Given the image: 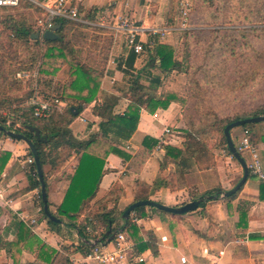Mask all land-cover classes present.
<instances>
[{"label":"crops","instance_id":"0c3cea01","mask_svg":"<svg viewBox=\"0 0 264 264\" xmlns=\"http://www.w3.org/2000/svg\"><path fill=\"white\" fill-rule=\"evenodd\" d=\"M56 1L49 0V3ZM79 22L95 25L81 18V15ZM135 22L143 27L141 39L144 44L174 46L164 41L183 29L167 25L152 26L148 18L140 24L138 17ZM154 29L168 33L162 39L160 35L152 34ZM111 31L112 46L106 64L100 70L103 77L99 97L97 101L84 103L82 113L70 125L78 141L89 140L100 132L101 119L94 115L93 109L102 101L105 93L119 98L114 108L115 115H123L130 105V100L124 96L128 84L123 73L130 51L124 34L114 28ZM141 69L138 57L134 64L135 74L139 75ZM59 93L64 94L63 89ZM58 104L60 111L68 105L59 100ZM182 112V106L176 102L155 113L142 109L137 131L129 140L114 145L101 137L98 150H95L96 145L88 150L104 161V171L96 195L86 201V207L76 219L78 223L89 217L88 207L103 205L123 211L141 195H149V200L172 207L190 202L195 194L189 185L174 191L161 186L153 192L155 183L174 174L175 168L170 164L161 171L160 165L165 157L163 148L159 150L157 145L150 150L145 146L147 139L159 142L163 139L164 145L181 147L186 129ZM167 129L170 131L168 134ZM244 131L243 128L233 130L231 136L236 146ZM250 133L264 171V122L254 124ZM30 152L24 141L6 134L0 135V264H98L89 257V251H82L77 231L68 229L67 218L64 217L60 223L61 233L48 223L41 188L35 184L36 175L29 163L32 158ZM60 157L55 166L48 164L43 167L49 210L56 217L78 170L82 154L72 151L71 155L62 153ZM228 160L232 163L231 168L218 163L216 174L208 176L216 181L213 189L220 188L224 193L233 189L244 175L238 162H234L232 157H227L226 163ZM115 188V194L109 195ZM224 193L184 215H161L151 212L149 207H146L145 218L140 219L132 213L130 219L138 226L143 240L147 241L149 234L154 236L158 254L153 255L151 250H145L135 255L142 257L143 262L130 257L128 264H264V182L249 172L246 184L233 198L221 197ZM113 245L114 240L109 244L104 241L98 246L111 251Z\"/></svg>","mask_w":264,"mask_h":264},{"label":"rangeland","instance_id":"374dc122","mask_svg":"<svg viewBox=\"0 0 264 264\" xmlns=\"http://www.w3.org/2000/svg\"><path fill=\"white\" fill-rule=\"evenodd\" d=\"M182 1H187L191 6L186 17L181 13ZM38 2L41 5L22 0L18 6L0 8V34H6L3 31L7 29L8 24H12L22 26L35 35L41 34L39 39H31L29 46H35V40H43L42 32L49 21V15L42 4H47L49 0ZM65 2H68V7L78 9L81 18L95 24L94 27L90 26L94 29H80L79 32L76 31L77 26L71 24V30L64 31V36L72 42L71 47L66 48V52L70 59L76 54L77 60L87 62L96 70L104 67L101 64L102 55L95 56L96 53H100V48L96 47H101L105 38H112L111 30L121 16L133 18V21H137L139 17L140 24L148 18L152 26L183 27L167 40H162L174 45L175 58L178 62L177 69L167 77L164 76L166 77L164 88L168 92H177L185 101L188 99L185 118L189 120L191 117L195 131L212 130L205 138L212 149L210 158L204 165L206 169H199L196 166L195 171L187 177V182L196 196L213 189L216 181L214 178L209 179L208 176L216 174L218 163L228 168L232 167L230 159L226 163V158L231 156L222 144L221 134L214 133L216 128H220L228 119L247 117L264 108V31L251 30L250 22L254 18L249 16L248 9L241 10L238 7V0H65ZM29 4L34 7L28 8ZM48 4L55 6L53 3ZM90 13L93 14L94 20L87 19L86 16ZM95 27H102L104 31H97ZM107 27L112 29L109 30ZM78 34L79 39L76 40ZM1 40L8 44L4 36ZM14 43L18 45L16 47L18 51L6 49L0 54V61L5 62L4 66L0 65L1 114L10 113L7 111L8 106L9 109H14L24 102L23 106L28 105V101L35 93L42 99L53 101L54 97L59 96L56 94L58 87H63L67 83L72 72L63 61L49 57L45 60L38 55H44L46 50L55 46L64 47L67 42L59 45L43 43L30 51H24L25 47L19 40ZM153 46L151 50H154ZM34 51L38 52L37 55L33 53ZM51 53L56 52L53 49ZM150 56L152 53L148 51L140 54L141 68L147 67ZM19 69L26 70L25 72L31 76L30 80L19 79L18 74L24 72ZM12 70L15 74H10ZM153 72L161 74L159 69H153ZM242 156L246 157L245 154ZM100 209L101 206L88 207L87 215H95ZM101 230L99 227L98 234Z\"/></svg>","mask_w":264,"mask_h":264},{"label":"trees","instance_id":"16d2710c","mask_svg":"<svg viewBox=\"0 0 264 264\" xmlns=\"http://www.w3.org/2000/svg\"><path fill=\"white\" fill-rule=\"evenodd\" d=\"M238 3V7L241 10L247 8L249 16H253L254 18V20L250 22V25H252L251 30L264 31V0H238ZM33 7L34 5H28V8ZM86 17L89 20H94V16L91 13ZM53 24L55 26H61L57 31L59 38L53 41L44 39L35 40V46L32 47L29 46L32 36L35 35L32 31L19 25L8 24V26H6L7 29L3 31L6 34H0V40L2 36H4L8 42V44H5L1 40L2 43H0V45L2 44V46H0V54L6 49H12L14 52L18 51V48H16L18 45L14 43L18 40L22 46L25 47L24 51L37 49L43 43L47 45H59L67 42L64 47L55 46L52 47V49L49 48L50 50H46L45 54L42 56L41 54H38L40 58H44L45 60H47L48 57L55 60L57 59V61L61 60L72 69L69 77L70 80H68L66 85L63 87H58L56 94L59 96L54 98L55 101L59 100L67 102V107L62 111L54 109L47 118H37L34 116L31 106H23L25 102L23 104H19L14 109H9L8 106L7 111L10 113H0V125L7 130L23 134L28 139L32 140L39 153L43 167L48 164L55 166L56 161L61 158L60 156L62 153H67V156L71 155L72 151H75L77 154H82L78 170L72 179V183L65 200L59 208V216L57 215V218L61 221L64 220V217L67 218V226L70 231H77L80 239L79 246L82 251H89L90 253L93 248L91 246L92 241L99 239V236L100 238H104V241L106 242L114 233L123 231L129 236L134 244V255L141 254L145 250H151L153 255H157L158 250L154 236L149 234V239L144 241L140 236L138 226L133 223L130 218L129 220L123 219V214L128 207L123 211H119L116 208H109L107 206L100 205L101 209L95 215H89V217L81 223H78L76 219L79 218V214L82 209L86 207V201L95 197L104 171V161L97 158L93 154H90L88 150L95 145V150H98L99 146L97 145L101 143V137L104 139L106 138L107 142L110 141L111 144L114 145L129 140L137 131L142 109L149 113H155L158 109H167L172 102L179 103V105H181L184 109L183 120L186 125V129L184 130V142L181 147L172 145L162 146L165 152V157L161 162L160 169L161 171H164L170 164H173L175 168L174 174L156 182L153 187V192L161 186L173 191L178 188L186 187L188 186L187 177L195 171L196 166H198L199 169H206V166L204 167V165L205 162H208L207 160L210 158V151H212V149L208 146L205 138L212 130H206L203 132L195 131L191 117L189 120L188 118H185V110L187 108L188 99L185 101V99L179 94L168 92L164 88V81L166 77L178 67V62L175 58V47L169 44H155L153 46L154 50H151L152 48L149 43L144 44V51L152 53V56L148 59L147 67L139 71V75H136L134 72V64L140 55H137L134 52H129L126 60L127 68L124 69L125 71L123 72L128 84L124 93V96L130 100L128 109L123 115H115L114 108L117 105L119 98L115 95L105 93L102 97V101H99L93 109L94 115L101 119L100 132L92 135L89 140L78 141L74 138L70 125L82 113V106L84 103L89 104L97 101L99 97L98 93L100 81L103 75L100 70L94 69L92 65L87 64V62H80V60H77L78 58L76 54L72 59L69 58L66 48L71 47L70 43L72 42L67 40L64 36V31L71 30V24L77 26L76 31L78 32L81 31L80 29L87 30L94 28L64 18H55L53 20ZM95 30L103 31V29L96 27ZM79 35L80 34H78V38L76 40L79 39ZM99 39L102 40L100 37ZM111 46L112 39L105 38L103 40V45L101 47H96L100 48V53H96L95 56L102 55V66H105L106 64ZM53 49L56 53H51L53 52ZM33 53L37 55L38 52L34 51ZM11 54H13V52ZM3 64H5V62L0 61V65L4 66ZM2 66H0V70H2ZM121 69L122 68H120V70ZM153 69H159L161 74H155ZM19 71L25 72L26 70L19 69ZM11 73H14V70H12L10 74ZM62 89L64 94L59 93ZM73 107L75 108L74 111L72 110ZM76 110L78 111V115H75ZM260 116H264V108L247 117L228 119L222 123L220 128H216L214 133L221 134L222 144L233 160L236 161L228 149L224 134L225 128L233 122ZM215 126L216 125H211V127ZM253 126L254 124H250L239 128L250 130ZM29 127L38 128L41 131L42 136H47V142H38L35 134L29 130ZM233 130H231V135ZM3 134V132H0V135ZM158 144L159 141L157 140H145V146L150 150ZM113 151H115V148H113ZM30 155L33 159L31 152ZM32 170L36 175L35 184L38 188H41L35 162L32 164ZM116 190V188L113 189L109 195L115 194ZM145 190L148 192L147 188H145ZM222 193L224 192L220 188L211 189L202 196H191L190 202L205 196L218 198ZM147 200H149V195H141L136 198L135 202ZM201 206H204V203H202L200 207ZM146 209V207H140L133 213L138 218L142 219L147 217ZM148 209L153 213H159L161 215H174L158 211L155 208L149 207ZM45 217L47 218L46 215ZM47 220L53 228H56V230L61 233L60 223H55L49 220V218H47ZM99 227L102 228L100 234H98L97 231ZM110 230L111 234L106 236L107 232Z\"/></svg>","mask_w":264,"mask_h":264},{"label":"built area","instance_id":"2783aa9c","mask_svg":"<svg viewBox=\"0 0 264 264\" xmlns=\"http://www.w3.org/2000/svg\"><path fill=\"white\" fill-rule=\"evenodd\" d=\"M21 0H0V7H14L18 6ZM35 4L41 5L39 0H28ZM49 3V2H48ZM42 4V7L45 8L47 14L49 15V21L46 24L42 34L46 31L51 30L53 26V20L55 18H64L70 19L74 21H80V14L78 9H73L67 6L65 0H58L53 5ZM181 5V13L183 16L189 15V10L191 8L190 4L187 1H182ZM104 26V25H102ZM114 29L120 31L124 34L126 38V45L130 52H134L137 55L142 54L144 51V42L141 39V35L143 33V27L139 25L137 22L133 21L132 18L128 17H120L114 24ZM183 28V27H182ZM167 31H162L158 29H154L153 35H160L162 39L167 35ZM153 44H150L152 47ZM29 73H19V79L30 80ZM29 106L32 107L34 116L37 118H47L50 116L54 109L60 111L58 101L55 100H46L40 98L37 93L31 98L29 101ZM167 134L170 132L168 129L166 130ZM165 144L163 139H160V142L157 146V149H161ZM237 151L241 154L246 155L245 161L247 163L249 172L257 176L262 182H264V171L262 165L258 159L255 148L252 144L251 133L249 129H245L243 132L242 138L236 146ZM247 158V159H246ZM30 164L34 163V159L29 160ZM134 244L129 238V236L123 231L117 232L114 238L113 250L108 251L103 247L95 246L92 248L89 257L94 259L98 264H128L129 258L133 257L134 260L139 262H143L142 257H137L133 253ZM185 262V258L182 259Z\"/></svg>","mask_w":264,"mask_h":264},{"label":"water","instance_id":"95a60500","mask_svg":"<svg viewBox=\"0 0 264 264\" xmlns=\"http://www.w3.org/2000/svg\"><path fill=\"white\" fill-rule=\"evenodd\" d=\"M60 27H61L60 25L53 26L51 28V30H48L44 34H42V38L44 40H51V41L57 40L59 38V36L57 35V31L60 29ZM40 37H41V34L38 33L35 36H32V39H39ZM72 110L74 111L75 108L73 107ZM75 115H78L77 110L75 111ZM261 122H264V116L239 120V121H236V122L229 124L225 128L224 134L226 137L228 149H229L230 153L232 154V156L241 165L244 175H243V178L241 179V181L233 189L225 192L221 197L226 199V198H230V197L234 196L235 194H237L243 188V186L246 184L248 177H249V169H248L247 163H246L245 159L241 156V154L237 151L236 145H235V143L232 139V136H231V130H233L235 128L243 127L245 125L259 124ZM29 130L35 134L36 140L38 142H47V140H48L47 136H42L41 131L38 128L29 127ZM0 132H3L4 134H6L7 136H9L13 139L22 140L29 146V149L33 155L34 162L36 164L37 174H38V178H39L40 185H41V196H42L44 212H45L47 218H49V220H51L55 223H61L62 221L60 219H58L56 216H54L49 210L48 194H47V186H46V181H45L44 170H43V166L41 164L39 153H38L33 141L28 139L25 135L7 130L6 128H4L1 125H0ZM213 198H214L213 196L201 197L198 200H194V201L189 202L183 206H178V207L167 206V205H164L162 203H159V202H156L153 200L138 201V202L131 204L127 208V210L123 214V219L129 220L130 215L137 208H140V207H150V208H155L161 212H166V213H170V214H174V215H184V214L196 211L203 202L211 201ZM110 234H111V230L109 232H107L106 236H109ZM115 236H116V233L111 235L110 238L106 241V244H109L110 242H112L114 240ZM101 243H104V238L101 240H96V241L92 242L91 245H92V247H95Z\"/></svg>","mask_w":264,"mask_h":264}]
</instances>
